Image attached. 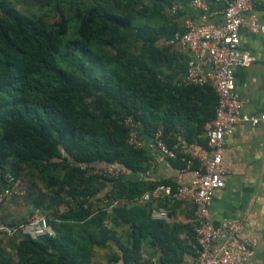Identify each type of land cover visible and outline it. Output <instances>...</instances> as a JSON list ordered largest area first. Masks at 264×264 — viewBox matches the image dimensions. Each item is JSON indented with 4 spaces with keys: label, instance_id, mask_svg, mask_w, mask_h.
<instances>
[{
    "label": "trees",
    "instance_id": "1",
    "mask_svg": "<svg viewBox=\"0 0 264 264\" xmlns=\"http://www.w3.org/2000/svg\"><path fill=\"white\" fill-rule=\"evenodd\" d=\"M191 1L0 0V94L11 100L0 104V169L4 184L10 174L52 193L49 217L44 195L33 205L56 233L9 238L16 260L0 252V264H93V250L111 243L120 253L106 264H140L143 241L162 262H181L179 229L139 202L156 185H175L135 178L151 157L132 146L124 121L148 136L161 129L169 147L177 134L189 146L206 143L217 95L180 84L187 57L162 43L181 31ZM173 2L184 10L172 15ZM182 158L169 161L182 169ZM108 167L125 174H86ZM123 227L125 243L116 235Z\"/></svg>",
    "mask_w": 264,
    "mask_h": 264
},
{
    "label": "built area",
    "instance_id": "2",
    "mask_svg": "<svg viewBox=\"0 0 264 264\" xmlns=\"http://www.w3.org/2000/svg\"><path fill=\"white\" fill-rule=\"evenodd\" d=\"M214 1L223 6L222 20L209 21V3ZM190 7L197 13L196 18L185 16L182 29L162 43L187 57L186 71L180 79L183 85H209L217 95L215 115L206 124L204 138L211 152L207 159H198L195 150L186 144L166 145L161 129L154 132L149 143L140 137V124L131 118L124 121L129 129V142L136 149H144L149 155H162L167 159H176L182 154L185 166L182 171L191 173L187 184H159L146 191L140 201L150 203V217L165 224L171 223V213L177 204H190L194 211L193 236L196 256L192 264H253L256 240L244 237V223L238 220H226L214 225L211 216V204L215 193L224 187V176L228 167L223 164L221 149L224 137L232 135L237 125L247 123L256 126L264 123V114L250 117L241 112L242 101L235 93V68L247 67L254 57L240 49L239 30L243 25V14L252 9L253 0H192ZM181 3L173 2L170 13L176 15L184 10ZM252 33L264 35V24L248 23ZM198 161L194 168V162ZM83 165L81 169L86 170ZM87 175H99L118 178L125 174L122 168L108 167L103 171L88 170ZM6 183L0 191V203L8 197H20V190L14 178L7 174ZM117 205L113 201L109 208ZM55 230L49 224L45 214L31 205L28 219L14 224L0 223V236H16L37 240L43 237H55ZM150 264H155L153 260Z\"/></svg>",
    "mask_w": 264,
    "mask_h": 264
},
{
    "label": "crops",
    "instance_id": "3",
    "mask_svg": "<svg viewBox=\"0 0 264 264\" xmlns=\"http://www.w3.org/2000/svg\"><path fill=\"white\" fill-rule=\"evenodd\" d=\"M223 6L214 1L209 3V21L218 23L222 20ZM188 15L195 17L190 5ZM243 25L240 27V49L247 51L254 57V61L247 67L235 68V93L242 101L241 112L250 117L264 114V35L252 33L248 23L264 24V0H253V7L243 14ZM204 126V131H205ZM179 131L182 132L181 128ZM140 137L149 143L150 137L139 127ZM179 143L186 144L181 134L176 135ZM204 137V136H203ZM205 140V138H201ZM197 153L198 159H207L211 152L206 143H195L191 146ZM223 164L228 167L224 176V187L218 190L212 200L211 216L214 225L226 220H238L244 223V237L256 240L253 264H264V123L251 126L247 123L235 127L232 135L224 137L221 149ZM148 169L145 173H137L135 178L154 182H170L176 185L188 183L191 173L173 166L169 159L162 155H149ZM20 190L25 194L20 197L12 196L0 205V223L14 224L28 219L33 200L40 193L44 195L43 209L49 217L53 209V195L43 190L39 183L21 179L17 182ZM4 187L2 170L0 169V191ZM143 203L142 201H139ZM74 208V204L71 203ZM65 206L59 207V212L65 211ZM171 225L179 229L181 262L178 264H192L196 256L193 225L194 211L190 204H177L171 213ZM169 225V224H168ZM117 237L125 243L128 230L123 227L118 230ZM10 239L0 236V252L5 257H14L9 249ZM120 252L111 243L105 248L93 250V264H106L114 255ZM16 260V257H15ZM169 264L160 260V251L153 250L147 241L141 243L140 264Z\"/></svg>",
    "mask_w": 264,
    "mask_h": 264
},
{
    "label": "rangeland",
    "instance_id": "4",
    "mask_svg": "<svg viewBox=\"0 0 264 264\" xmlns=\"http://www.w3.org/2000/svg\"><path fill=\"white\" fill-rule=\"evenodd\" d=\"M10 101H11L10 97H8L6 94H2V93L0 94V104L10 103ZM12 255L14 256L12 257V259H14L15 261V254L13 253Z\"/></svg>",
    "mask_w": 264,
    "mask_h": 264
}]
</instances>
